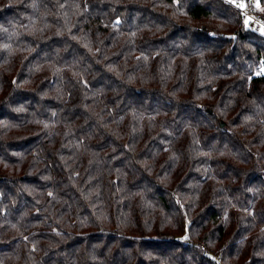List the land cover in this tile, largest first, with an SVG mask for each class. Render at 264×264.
<instances>
[{
  "label": "trees",
  "instance_id": "16d2710c",
  "mask_svg": "<svg viewBox=\"0 0 264 264\" xmlns=\"http://www.w3.org/2000/svg\"><path fill=\"white\" fill-rule=\"evenodd\" d=\"M0 264H264V33L224 0H0Z\"/></svg>",
  "mask_w": 264,
  "mask_h": 264
},
{
  "label": "built area",
  "instance_id": "2783aa9c",
  "mask_svg": "<svg viewBox=\"0 0 264 264\" xmlns=\"http://www.w3.org/2000/svg\"><path fill=\"white\" fill-rule=\"evenodd\" d=\"M235 6L242 22L251 30L264 31V5L260 0H224Z\"/></svg>",
  "mask_w": 264,
  "mask_h": 264
},
{
  "label": "water",
  "instance_id": "95a60500",
  "mask_svg": "<svg viewBox=\"0 0 264 264\" xmlns=\"http://www.w3.org/2000/svg\"><path fill=\"white\" fill-rule=\"evenodd\" d=\"M222 125H224L225 123L224 122H221Z\"/></svg>",
  "mask_w": 264,
  "mask_h": 264
},
{
  "label": "rangeland",
  "instance_id": "374dc122",
  "mask_svg": "<svg viewBox=\"0 0 264 264\" xmlns=\"http://www.w3.org/2000/svg\"><path fill=\"white\" fill-rule=\"evenodd\" d=\"M262 33H264V31Z\"/></svg>",
  "mask_w": 264,
  "mask_h": 264
}]
</instances>
